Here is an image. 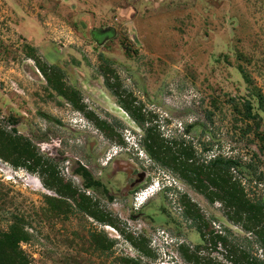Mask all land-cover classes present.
Here are the masks:
<instances>
[{
  "label": "rangeland",
  "instance_id": "obj_1",
  "mask_svg": "<svg viewBox=\"0 0 264 264\" xmlns=\"http://www.w3.org/2000/svg\"><path fill=\"white\" fill-rule=\"evenodd\" d=\"M53 66L74 103L48 84L41 68L53 76ZM255 92L264 96V0H0V125L52 167L39 175L0 160V232L24 224L32 264H194L182 246L223 260L211 231L240 243L249 235L180 174L237 159L234 178L264 198ZM245 101L260 119L246 117ZM147 132L169 153L164 164L143 149ZM82 169L102 187L86 189ZM42 181L77 189L76 201Z\"/></svg>",
  "mask_w": 264,
  "mask_h": 264
},
{
  "label": "trees",
  "instance_id": "obj_2",
  "mask_svg": "<svg viewBox=\"0 0 264 264\" xmlns=\"http://www.w3.org/2000/svg\"><path fill=\"white\" fill-rule=\"evenodd\" d=\"M101 60L103 63H108V60L104 58H101ZM41 69L48 84L53 86V89L59 95L67 97L68 100L74 103L72 98L61 89L60 82L62 75H64L63 71L59 67L53 66L50 69L53 70L54 75L51 76L43 68ZM240 71L246 83L250 85L252 82L248 75L242 68H240ZM255 96L258 99L259 109L264 112V96L260 92H255ZM243 107L246 117L253 120L260 119L257 114L252 113L253 108L250 101H245ZM125 109L132 114L127 107ZM132 115L135 121L138 122L134 114ZM11 123L14 125V121ZM142 147L155 161L164 164V161L169 159V153L162 152L163 146L155 136L148 132L147 136L145 135L143 138ZM183 153L186 160L193 159V154L185 150H183ZM162 155H164V158H162ZM178 159L172 157V161L175 163L180 161ZM0 160L9 163L14 168H25L27 171L39 175L52 168L51 161L43 156L36 145L27 137L20 135L15 128L7 131L1 125ZM240 166V161L237 159L216 156L207 162L206 166H194L192 170L183 169L184 171H181L182 179L201 193L210 203L219 202L226 210L225 216L228 221L249 235V238H244L240 243L230 240L232 232L228 229L221 234H214L211 231L210 240L212 244L215 247L220 244L225 249V253L222 254L223 260L202 259L196 253L190 254L189 249L182 246L181 251L187 261L194 264H264V198L251 196L242 182L234 178L232 172ZM77 175L82 177L86 189L102 187V184L96 181L86 169L79 170ZM42 182L46 189L55 191L61 197L66 195L75 200L78 194V190L71 186L66 187L64 184L59 183L55 187L45 181ZM45 201L51 207L62 203L61 200L48 196L45 197ZM83 202L86 203L85 200ZM80 207L82 211H88L86 207L82 208V205ZM187 214L193 216L192 219L195 222L200 218V215L197 212L195 213L193 209L190 210V208L187 210ZM92 216L101 222L112 223L110 220L96 214H92ZM25 229L24 224L15 221L8 230L0 232V264H32V258L22 247V243L28 244L30 240V235ZM198 232L205 239V233L201 227H198ZM112 244L114 242H111L110 246ZM133 264H138V262L133 261Z\"/></svg>",
  "mask_w": 264,
  "mask_h": 264
},
{
  "label": "built area",
  "instance_id": "obj_3",
  "mask_svg": "<svg viewBox=\"0 0 264 264\" xmlns=\"http://www.w3.org/2000/svg\"><path fill=\"white\" fill-rule=\"evenodd\" d=\"M148 190L146 189L145 191L140 193V196H138V198L136 199V201L142 202L144 199H146Z\"/></svg>",
  "mask_w": 264,
  "mask_h": 264
},
{
  "label": "clouds",
  "instance_id": "obj_4",
  "mask_svg": "<svg viewBox=\"0 0 264 264\" xmlns=\"http://www.w3.org/2000/svg\"><path fill=\"white\" fill-rule=\"evenodd\" d=\"M159 185H157V187H158ZM154 187H156V186H154ZM154 187L153 186H150L147 190L148 191H150V189L152 190V191H154ZM164 188H166V186H164ZM159 189H157V191H158ZM143 202V201H142ZM142 202H140V203H142Z\"/></svg>",
  "mask_w": 264,
  "mask_h": 264
},
{
  "label": "bare ground",
  "instance_id": "obj_5",
  "mask_svg": "<svg viewBox=\"0 0 264 264\" xmlns=\"http://www.w3.org/2000/svg\"><path fill=\"white\" fill-rule=\"evenodd\" d=\"M150 192H154V191H152V190H151V191H148V193H150ZM148 193H147V196H146L147 199H148V197H150ZM144 200H145V199H144ZM144 200H143V202H144Z\"/></svg>",
  "mask_w": 264,
  "mask_h": 264
}]
</instances>
